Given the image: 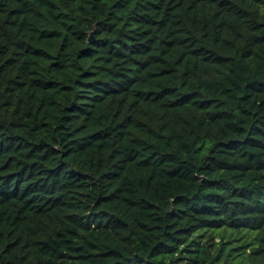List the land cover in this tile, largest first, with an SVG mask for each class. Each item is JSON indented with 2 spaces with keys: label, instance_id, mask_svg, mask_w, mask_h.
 <instances>
[{
  "label": "trees",
  "instance_id": "1",
  "mask_svg": "<svg viewBox=\"0 0 264 264\" xmlns=\"http://www.w3.org/2000/svg\"><path fill=\"white\" fill-rule=\"evenodd\" d=\"M0 264H264V0H0Z\"/></svg>",
  "mask_w": 264,
  "mask_h": 264
},
{
  "label": "water",
  "instance_id": "2",
  "mask_svg": "<svg viewBox=\"0 0 264 264\" xmlns=\"http://www.w3.org/2000/svg\"><path fill=\"white\" fill-rule=\"evenodd\" d=\"M88 42H89L90 44L93 43V33H92V32L89 34Z\"/></svg>",
  "mask_w": 264,
  "mask_h": 264
}]
</instances>
